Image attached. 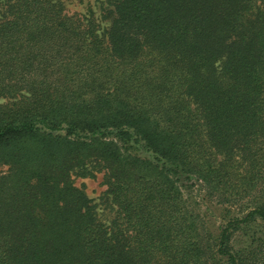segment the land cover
Instances as JSON below:
<instances>
[{
  "label": "trees",
  "instance_id": "trees-1",
  "mask_svg": "<svg viewBox=\"0 0 264 264\" xmlns=\"http://www.w3.org/2000/svg\"><path fill=\"white\" fill-rule=\"evenodd\" d=\"M104 1L0 0V264H264V0Z\"/></svg>",
  "mask_w": 264,
  "mask_h": 264
},
{
  "label": "rangeland",
  "instance_id": "rangeland-1",
  "mask_svg": "<svg viewBox=\"0 0 264 264\" xmlns=\"http://www.w3.org/2000/svg\"><path fill=\"white\" fill-rule=\"evenodd\" d=\"M66 12L70 15H76L80 18L95 17L101 23V30H106L110 24L109 20L103 18L106 9L110 7L104 0H62ZM8 170L7 165H0V174ZM75 184L82 187L88 196L96 204V211L99 219L104 223L110 224L115 217L116 208L110 200L107 193V187L104 184V175L97 172L95 177H81L74 175ZM194 186L186 189L187 196L190 198L191 207L201 215L206 226L211 230H218L224 223L227 215L225 207L230 209L229 214H235L239 211L238 207H230L219 204L215 198L209 197L202 184L193 181ZM246 203V202H245ZM244 239L238 236L237 243Z\"/></svg>",
  "mask_w": 264,
  "mask_h": 264
}]
</instances>
